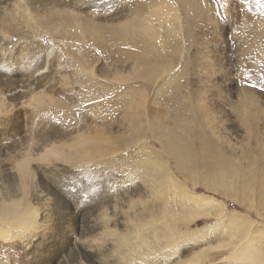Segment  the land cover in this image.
Here are the masks:
<instances>
[{
	"label": "rangeland",
	"instance_id": "374dc122",
	"mask_svg": "<svg viewBox=\"0 0 264 264\" xmlns=\"http://www.w3.org/2000/svg\"><path fill=\"white\" fill-rule=\"evenodd\" d=\"M9 198L0 264H264V0H0Z\"/></svg>",
	"mask_w": 264,
	"mask_h": 264
},
{
	"label": "bare ground",
	"instance_id": "6f19581e",
	"mask_svg": "<svg viewBox=\"0 0 264 264\" xmlns=\"http://www.w3.org/2000/svg\"><path fill=\"white\" fill-rule=\"evenodd\" d=\"M2 10H4V9H2ZM5 13V12H4ZM17 14V13H16ZM16 17V16H15ZM15 17H13V18H11V20H10V23L11 22H13L14 23V21H15ZM12 19H14V21L12 20ZM16 19H17V17H16ZM19 19H17V21H18ZM16 23V22H15ZM14 23V24H15ZM12 24V23H11ZM16 25V24H15ZM16 29V28H15ZM150 157H151V155H150ZM148 158V159H147ZM141 164L142 165H148L149 167H150V169H157L158 167H160V163L156 160V158H149V157H146V156H144L141 160ZM221 177V176H220ZM164 180V179H163ZM161 180V182H162V184H167V183H170V185H172V188H173V185L175 186V184H173V182L171 181V180ZM159 181H160V179H159ZM162 186V185H161ZM167 187V186H166ZM179 189H180V187H178ZM174 193H176V196L178 197V201H180V200H182V201H184L183 199H186L185 201H187L186 202V205L187 206H190V205H192V204H197L198 205V203L199 204H201V201H204V199H201L200 197H196L195 195L193 196V195H190V194H188V193H186L184 190H180L179 192H177V190H176V187H175V191H174ZM8 197V196H7ZM2 199V198H1ZM6 199V198H5ZM13 200V202H12V206L13 207H10V205H11V203L8 205V203H7V205L6 206H8V207H3V212H2V216L0 217V223L2 224V225H0V226H3V228L5 229V233H7V232H9V231H11V230H13V231H15V230H18V229H20V228H22L23 227V225L26 223V220H27V217L29 216V214H30V210H29V208L30 207H26V208H22V209H20V205H19V201H17V200H14V198L12 199ZM11 200V198H9V201L11 202L12 201ZM206 201V200H205ZM206 203V202H205ZM4 205V206H5ZM193 206V205H192ZM2 207V206H1ZM171 210L172 209H168L167 207H166V205H164V207H162L161 208V211H160V214H161V216H160V219L161 220H163L164 222H166V226L168 227L167 229H164L165 231H168L169 233H170V236L168 237V239L169 238H174L175 237V234H177V235H179V233H181L180 232V230H179V232L178 233H175V229L176 228H174L173 227V225H171L170 223H169V219H171L172 217H175V213H173V212H171ZM175 210V209H174ZM3 214H4V216H3ZM155 216H156V214H152L150 217H149V221H152L153 219L152 218H155ZM178 216H180L179 214H178ZM4 217V218H3ZM189 217H190V214H189V216H187L186 217V220H188L189 219ZM192 217V216H191ZM155 220V219H154ZM149 223V222H148ZM138 223H135L134 224V231H135V234H136V232H137V234L136 235H138V236H135L136 238H139L141 241H144L145 240V237H143L141 234H142V232H139L138 233V230H139V228H138V226H141L142 224H144V223H141V224H139V225H137ZM143 228V227H142ZM21 230V229H20ZM21 232V231H20ZM10 234H11V232H10ZM132 234H134V233H132ZM176 235V236H177ZM183 236V235H182ZM128 240V237H127V234H120V236H119V238H118V241H119V243H124V242H126ZM126 244V243H125ZM123 245V244H122ZM233 257L235 258V259H238L242 264H254V261L255 260H257V259H259V257H260V254L258 253H256L255 251H253V249L249 246V245H246V246H242L237 252H234V255H233ZM260 263V262H259ZM256 264V263H255ZM258 264V263H257Z\"/></svg>",
	"mask_w": 264,
	"mask_h": 264
},
{
	"label": "snow or ice",
	"instance_id": "6c2138e0",
	"mask_svg": "<svg viewBox=\"0 0 264 264\" xmlns=\"http://www.w3.org/2000/svg\"><path fill=\"white\" fill-rule=\"evenodd\" d=\"M181 245H178V247H180Z\"/></svg>",
	"mask_w": 264,
	"mask_h": 264
}]
</instances>
